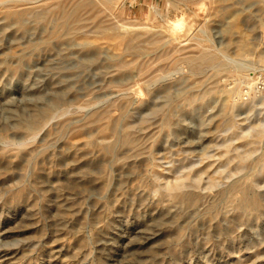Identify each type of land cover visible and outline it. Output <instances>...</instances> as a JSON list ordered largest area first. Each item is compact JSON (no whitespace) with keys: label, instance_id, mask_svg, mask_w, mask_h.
<instances>
[{"label":"rangeland","instance_id":"374dc122","mask_svg":"<svg viewBox=\"0 0 264 264\" xmlns=\"http://www.w3.org/2000/svg\"><path fill=\"white\" fill-rule=\"evenodd\" d=\"M259 79L264 0H0V264H264Z\"/></svg>","mask_w":264,"mask_h":264},{"label":"bare ground","instance_id":"6f19581e","mask_svg":"<svg viewBox=\"0 0 264 264\" xmlns=\"http://www.w3.org/2000/svg\"><path fill=\"white\" fill-rule=\"evenodd\" d=\"M170 25H171V24H170ZM175 27H176V28H181V27H182V23H181V22L176 23V24H175ZM106 29H107V28H106ZM106 29H105V30H106ZM114 29H115V27H113L112 30H114ZM119 29H120V28H119ZM119 29H118V30H119ZM124 29H125V28H124ZM174 29H175V28H174ZM100 30L103 31L104 29H100ZM105 30H104V31H105ZM112 30H111V31H112ZM116 30H117V29H116ZM116 30H115V31H116ZM118 30H117V31H118ZM121 30H122V29H121ZM176 30L179 31V29H176ZM102 31H101V32H102ZM107 31H110V30H107ZM119 31H120V30H119ZM101 32H100L101 35H102V34H104V35L106 34V32H103V33H101ZM113 32H114V31H113ZM113 32H112V33H113ZM173 32H174V31H173ZM175 32H176V31H175ZM108 33H110V32H108ZM108 33H107V34H108ZM176 33H177V32H176ZM208 54H209V53H208ZM208 54H207V55H208ZM211 54H212V53H210V55H211ZM207 55H206V56H207ZM213 55H214V54H212L211 56L213 57ZM211 56H208V57L203 56V60L206 61V62H208V61H213V58H212ZM201 57H202V56H201ZM204 57H205V58H204ZM214 57H215V56H214ZM191 58H192V57H191ZM191 58H190V62L194 63L193 61H194L196 58L193 57V58H194L193 61H192ZM188 60H189V59H188ZM196 61H197V60H196ZM196 61H195V62H196ZM199 61H200V60H199ZM204 61H203V63H204ZM199 63H200V62H199ZM208 63H209V62H208ZM209 64H210V63H209ZM211 65H212V64H211ZM205 66H206V65H205ZM205 66H204V64H203V67H205ZM209 66H210V65H209ZM194 67H195V66H194ZM212 67H213V66H212ZM195 68H196V67H195ZM199 71H200V69H199ZM199 71H198V72H199ZM258 102L262 105V107H264V99H262V98L260 99V98H259V99H258ZM234 108H235V106H234ZM234 108L232 107V109H234ZM166 123H168V122L166 121ZM164 125H165V124H164ZM165 128H166V127H165ZM261 133L264 134V129L261 131ZM130 136H131V135H130ZM259 136H260V133H259ZM257 137H258V136H257ZM127 139H128V138H127ZM123 140H124V139H123ZM128 140H129V139H128ZM124 142H126V141H124ZM127 143H128V142H126V144H127ZM247 145H248V144H247ZM263 167H264V166H263ZM261 169H262V168H261ZM178 184H180V183L178 182ZM182 184H183V183H182ZM175 186H178V185L175 184ZM175 186H174V187H175ZM239 186H240V185H239ZM182 187H183V186H182ZM166 188H167V190H168L169 186L166 187ZM171 188H172V186H171ZM244 188H245V186H244ZM172 189H173V188H172ZM180 189H181V188H180V186H179V190H180ZM246 189H247V187H246ZM248 190H249V189H248ZM168 191H170V190H168ZM171 191H172V190H171ZM173 191H174V189H173ZM177 191H178V190H177ZM177 191H176V192H177ZM174 192H175V191H174ZM178 193H179V192H178ZM176 194H177V193H176ZM176 194H175V195H176ZM189 194H190V193H189ZM184 197H186V196H184ZM180 199H181V198H180ZM186 199H187V197H186ZM245 199H246V198H245ZM245 199H244V200H245ZM181 200H182V199H181ZM183 200H185V199H183ZM190 200H191V198H190ZM190 200H189V201H190ZM247 200H249V203H250V199H247ZM247 200H246V201H247ZM189 201H188V202H189ZM192 201H193V200H192ZM246 201H244V203H245ZM247 202H248V201H247ZM244 203H243V204H244ZM251 203L253 204L252 201H251ZM191 204H192V203H191ZM244 205H246V204H244ZM244 205H243V206H244ZM139 231H141V230H139ZM137 232H138V231H137ZM139 233H140V232H139ZM142 233H143V232H142ZM140 234H141V233H140ZM4 235H5V234H4ZM143 238H144V237H143ZM146 239H147V238H146ZM8 256H10V255H8ZM3 258H4V257H3ZM1 259H2V258H1Z\"/></svg>","mask_w":264,"mask_h":264},{"label":"built area","instance_id":"2783aa9c","mask_svg":"<svg viewBox=\"0 0 264 264\" xmlns=\"http://www.w3.org/2000/svg\"><path fill=\"white\" fill-rule=\"evenodd\" d=\"M250 89L256 91L262 98H264V80L262 79L257 80L254 83L253 88Z\"/></svg>","mask_w":264,"mask_h":264}]
</instances>
